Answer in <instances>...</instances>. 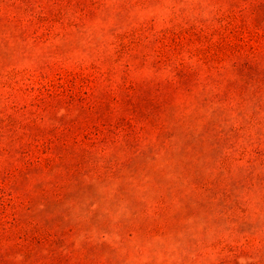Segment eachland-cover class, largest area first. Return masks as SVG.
<instances>
[{"label": "rangeland", "instance_id": "obj_1", "mask_svg": "<svg viewBox=\"0 0 264 264\" xmlns=\"http://www.w3.org/2000/svg\"><path fill=\"white\" fill-rule=\"evenodd\" d=\"M0 264H264V0H0Z\"/></svg>", "mask_w": 264, "mask_h": 264}]
</instances>
